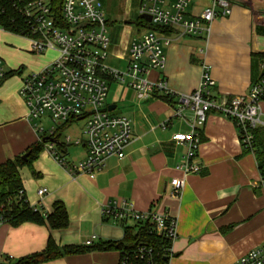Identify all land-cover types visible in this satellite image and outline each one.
Here are the masks:
<instances>
[{
    "label": "crops",
    "instance_id": "crops-1",
    "mask_svg": "<svg viewBox=\"0 0 264 264\" xmlns=\"http://www.w3.org/2000/svg\"><path fill=\"white\" fill-rule=\"evenodd\" d=\"M98 1L109 29L105 63L112 68V63L124 62L127 68L130 44L147 32L136 25L142 18V0ZM175 1L165 0V6ZM230 1L231 14L218 17L210 34L180 37L179 29L172 28L167 35L172 44L165 48V67L151 71L148 79L167 82L173 93L170 102L160 93L142 96L126 84L107 79L106 109L132 122L133 139L123 159L110 158L94 178L71 175L46 144L31 167L20 171L29 204L52 214L55 203L61 202L69 224L65 229H52L48 224L13 227L0 223V264H9V257H13L11 263H16L40 253L50 239L60 247H85L92 237H97L94 244L122 241L124 224L104 215L111 202L121 200L131 203L136 211L167 213L176 220L178 236L171 244L173 255L168 264H235L241 256L264 244L261 175L254 154L244 151L238 130L229 119L215 112L208 115L206 123L199 127L200 173L187 178L178 197L171 194L170 188L172 179L182 176L177 167L186 152V147L172 137L188 133L194 122L190 109L183 110L185 119L176 115L179 98L199 88L204 66L210 68L216 82L211 90L216 99L247 93L262 74L264 0ZM211 3L212 0H197L188 8V17L200 16ZM50 53L35 55L27 39L0 28V58L10 74L0 84V164L23 156L40 141L20 89L28 74L41 72L54 61ZM262 111L264 119V100ZM82 130L83 127L68 136L79 139ZM60 139L63 144L65 140ZM61 150L68 165L87 155L84 144L74 145L73 149L62 146ZM42 188L48 193L39 197L37 191ZM125 226L133 227L134 223L128 221ZM120 259L119 251L87 252L42 264H120Z\"/></svg>",
    "mask_w": 264,
    "mask_h": 264
},
{
    "label": "built area",
    "instance_id": "built-area-1",
    "mask_svg": "<svg viewBox=\"0 0 264 264\" xmlns=\"http://www.w3.org/2000/svg\"><path fill=\"white\" fill-rule=\"evenodd\" d=\"M9 7L19 16L20 33L29 42V50L35 55L56 52L54 61L41 72L28 74L22 81L20 96L29 109V121L39 133L41 141L47 140L58 163L65 166L71 175L87 174L94 178L112 157L123 159L131 144L132 122L124 116H113L106 109L108 96L107 79H114L138 92L142 96L160 93L171 98L172 91L165 80L152 82L148 75L153 70L165 67V48L172 44L170 36L147 31L133 41L128 50V66L124 72L108 67L105 63L109 52V29L103 6L98 0H6ZM197 0H176L170 7L165 0H142L141 15L151 17L150 24L162 28H178V36H200L211 32V25L218 17H227L232 12L230 0H212L211 5L195 18L187 15L188 8ZM4 13L0 9V15ZM261 77L249 91L230 99H216L211 90L216 87L210 68L204 66L199 88L192 94L179 98L180 108L176 115L185 119L183 110L193 112L194 122L188 133H176L172 140L186 147L182 162L177 169L180 178L170 182L171 194L178 197L185 187L187 178L201 171L198 163L201 133L211 112L220 114L234 123L239 140L244 148L251 149L252 131L264 126L262 103L264 100V61ZM7 72L0 58V84ZM73 120L83 121L82 137H66L61 146L84 144L86 158L68 165L62 150L54 143L58 129ZM51 127L46 128V124ZM60 139V138H59ZM261 185L264 188L263 181ZM46 188L37 195L44 197ZM24 193H21L23 197ZM34 208L33 206H31ZM35 209V208H34ZM37 210V209H35ZM44 215L47 213H43ZM104 215L118 223H149L151 231L168 241L163 255H173L171 244L177 238L176 220L167 213L136 211L124 200L111 202ZM0 223L2 217L0 216ZM97 237L87 240L85 245L94 244ZM13 257H9L12 260ZM154 248L141 244L129 252L121 253V264H157ZM235 264H264V244L241 256Z\"/></svg>",
    "mask_w": 264,
    "mask_h": 264
},
{
    "label": "trees",
    "instance_id": "trees-1",
    "mask_svg": "<svg viewBox=\"0 0 264 264\" xmlns=\"http://www.w3.org/2000/svg\"><path fill=\"white\" fill-rule=\"evenodd\" d=\"M61 4L62 0L56 1V5L59 6V9ZM0 9L4 10V13L0 15V28L14 34H19L21 32L19 30V23H21L19 16L9 7L6 0H0ZM136 25L138 29L141 28L147 31L160 32L164 35H169L173 32L172 28L156 27L148 23L144 18H141ZM9 75L10 74H7V76ZM163 99L167 102L171 101V98L168 97H163ZM73 123L74 121L70 120L58 129L54 143L60 149L62 146L59 138L62 132L67 130ZM252 135V148H243L245 152L254 154L261 180L264 184V126L255 128L252 131ZM44 138L28 149L26 152V154H28L27 160H23L24 154L21 157L0 164V216L2 217L3 223H8L13 227L25 223L37 225L48 224L52 229H65L68 227L69 218L63 203L56 202L53 213L44 215L42 212L31 207L24 193L20 171L27 166L31 167L32 163L38 159L45 145L48 143L47 141L46 143L44 142ZM22 192L24 193L23 197L20 196ZM123 227L124 238L119 242H99L85 247H60L50 239L44 251L29 255L16 263H11L12 261L9 259L8 262H10L9 264H42L66 256L84 254L87 252L119 251L121 254L123 252L132 251L141 244H147L154 248L156 255L155 262L157 264H168L169 259L163 255V252L170 245L166 239L160 238L151 231L152 227L149 223L135 224L133 227L125 226L124 223Z\"/></svg>",
    "mask_w": 264,
    "mask_h": 264
},
{
    "label": "rangeland",
    "instance_id": "rangeland-1",
    "mask_svg": "<svg viewBox=\"0 0 264 264\" xmlns=\"http://www.w3.org/2000/svg\"><path fill=\"white\" fill-rule=\"evenodd\" d=\"M50 57H52V60H54L56 57H57V53L56 52H51L50 53ZM113 62V61H112ZM111 66H112V69L114 68V69H117V70H119V71H121V72H124L125 71V67H126V64L124 63V62H119V61H117V63H112L111 64ZM84 126V123H83V121H76L74 124H73V126L70 128V130L68 131V132H66V133H64L62 136H61V141H64L65 140V138H66V136H68V135H71V136H74V134L76 133V132H80V130L82 129V127ZM51 126L47 123L46 124V128L47 129H49ZM70 148H72L73 149V147H74V145H71V146H69Z\"/></svg>",
    "mask_w": 264,
    "mask_h": 264
},
{
    "label": "water",
    "instance_id": "water-1",
    "mask_svg": "<svg viewBox=\"0 0 264 264\" xmlns=\"http://www.w3.org/2000/svg\"><path fill=\"white\" fill-rule=\"evenodd\" d=\"M142 18H144L148 23H151L152 22V19H151V17L150 16H148V15H144V16H142ZM111 111V110H110ZM46 139H44V142L46 143ZM27 158H28V154H25L24 156H23V160H27Z\"/></svg>",
    "mask_w": 264,
    "mask_h": 264
}]
</instances>
